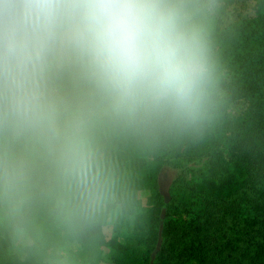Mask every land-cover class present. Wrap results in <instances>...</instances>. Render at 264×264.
I'll return each instance as SVG.
<instances>
[{
    "label": "clouds",
    "instance_id": "9594fccd",
    "mask_svg": "<svg viewBox=\"0 0 264 264\" xmlns=\"http://www.w3.org/2000/svg\"><path fill=\"white\" fill-rule=\"evenodd\" d=\"M245 57L264 0H0V264H126L162 164L264 193Z\"/></svg>",
    "mask_w": 264,
    "mask_h": 264
},
{
    "label": "trees",
    "instance_id": "16d2710c",
    "mask_svg": "<svg viewBox=\"0 0 264 264\" xmlns=\"http://www.w3.org/2000/svg\"><path fill=\"white\" fill-rule=\"evenodd\" d=\"M240 72L246 85L255 93L264 96V57L252 61L247 57L243 58ZM255 119L257 124H264V109L258 108ZM256 163L259 164V161ZM164 166H157L145 176L154 202L153 218L148 230L137 239L138 247L129 246L125 251L126 264H136V256L141 257L140 264H247L245 258L251 255L248 246L255 247L253 252L257 260L262 259L264 193L250 190L247 179L252 174L250 166L238 165L231 172L225 169L224 174L215 182L200 180L178 183L171 195V212H167L168 205L163 201L158 183ZM241 196H244L249 204L245 232L242 234L241 229H236L237 224L229 230L214 228L216 219L212 213L222 211L225 216L227 210H222L225 202L234 201ZM197 203L202 207L199 212L204 214V220H200L197 212L185 224L183 231H177L173 217L178 215L179 211L189 215L191 206ZM234 218L240 219L236 214ZM224 223L226 222L222 221V224ZM232 234L235 236L234 240L242 244L236 245L233 239L229 238ZM244 238L246 241H243ZM260 264H264V260Z\"/></svg>",
    "mask_w": 264,
    "mask_h": 264
},
{
    "label": "rangeland",
    "instance_id": "374dc122",
    "mask_svg": "<svg viewBox=\"0 0 264 264\" xmlns=\"http://www.w3.org/2000/svg\"><path fill=\"white\" fill-rule=\"evenodd\" d=\"M158 183H159V189H160L161 195L163 197V201L165 204L168 205L166 207V209L169 211H167V212H171V211H173V208L171 206L172 205L171 195H172L174 189L177 187L178 183L176 180L169 177L166 165L161 169V172H160L159 177H158ZM190 209H191V213H189V215L187 213H184L183 211H181V212L179 211L178 215L173 217V219H174L173 221L175 223L174 226H175V228H178L177 231H179V232L183 231L184 230L183 228H185V224L188 223L189 220H191V217L196 215L197 212H198L197 216L200 217V220L201 221L204 220V218H205L204 214L202 212H199L202 210V207L200 205H198V203L192 205ZM248 209H249V204H248V202L244 196H241L240 198L238 197L234 201L225 202V206H222V210H227V213L225 216L222 215V211L212 213L216 219V221H215L216 225L214 228L219 227L220 229L226 228V230H229L230 228H234L235 225L237 224L236 229H241L242 234H243L245 232L244 231L245 230L244 225L246 224L245 222H246ZM237 211H238V213H237ZM235 214L237 215V217L240 218L239 220L234 218ZM222 221L226 222V223L222 224ZM219 228H217V229H219ZM229 238H232L236 245L242 244V242H237L234 240L235 236L233 237V234L230 235ZM243 241H246V238H244ZM131 246L138 247L137 240ZM248 247H249V249H251V255L249 257L245 258L246 263L247 264H250V263L260 264L264 260V254L262 255V259H261L262 261L257 260L254 257V252H253L255 247H250V246H248ZM213 249H214V247L212 248V252L214 253ZM134 260H135L136 264H140L141 257L136 256V257H134ZM129 264H133V262H131Z\"/></svg>",
    "mask_w": 264,
    "mask_h": 264
}]
</instances>
